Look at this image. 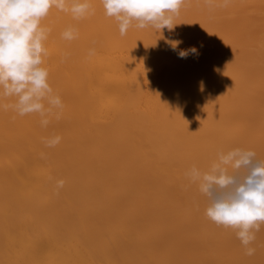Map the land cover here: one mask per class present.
Listing matches in <instances>:
<instances>
[{
	"label": "bare ground",
	"instance_id": "1",
	"mask_svg": "<svg viewBox=\"0 0 264 264\" xmlns=\"http://www.w3.org/2000/svg\"><path fill=\"white\" fill-rule=\"evenodd\" d=\"M91 3L42 21L60 119L0 109V264H264V225L246 255L185 176L232 148L264 159V0H185L172 30L125 36Z\"/></svg>",
	"mask_w": 264,
	"mask_h": 264
},
{
	"label": "clouds",
	"instance_id": "2",
	"mask_svg": "<svg viewBox=\"0 0 264 264\" xmlns=\"http://www.w3.org/2000/svg\"><path fill=\"white\" fill-rule=\"evenodd\" d=\"M105 15L114 18L119 33L125 36L135 24L138 29L153 27L157 30L174 27L185 0H100ZM230 0H223L227 6ZM213 7L214 0H205ZM52 8L68 12L74 20L95 13L91 0H0V109H11L18 116H39L42 128L52 119H60L64 103L49 83V70L44 66L48 56L45 42L51 28L42 24ZM78 30L69 25L61 33L66 41L75 40ZM88 51L96 54L95 41ZM179 43V42H177ZM195 53L196 49H190ZM186 57L188 51H181ZM68 54L64 53L61 63ZM12 98L13 103L3 101ZM62 140L59 135L42 138L46 148L56 147ZM41 158H46L41 153ZM185 176L189 185H196L199 194L207 201L206 217L217 226L236 229V237L252 256L251 247L256 233L264 225V159L254 150L232 148L219 151L206 169L192 165ZM64 180L56 181V191L64 187Z\"/></svg>",
	"mask_w": 264,
	"mask_h": 264
}]
</instances>
